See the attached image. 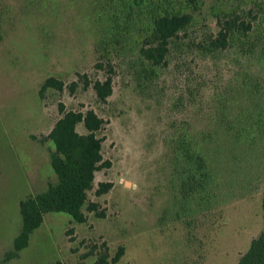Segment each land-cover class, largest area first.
I'll return each instance as SVG.
<instances>
[{"label": "rangeland", "instance_id": "rangeland-1", "mask_svg": "<svg viewBox=\"0 0 264 264\" xmlns=\"http://www.w3.org/2000/svg\"><path fill=\"white\" fill-rule=\"evenodd\" d=\"M165 12L192 22L155 66L141 50ZM229 26V46L205 50ZM263 49L264 0H0V264H238L263 230L264 131L249 125L250 141L229 148L232 137L216 123L252 103L238 85L250 76L263 84ZM108 75L113 93L102 103L93 84ZM51 77L63 91L41 90ZM237 93L228 111L223 98ZM61 107L94 110L105 122L99 137L111 166L88 192L98 210L85 207L82 224L45 215L29 246L7 260L20 202L57 182L48 135ZM187 131H217L207 142L227 151L212 162L213 198L191 214L175 161ZM100 184L111 189L97 195Z\"/></svg>", "mask_w": 264, "mask_h": 264}, {"label": "trees", "instance_id": "trees-1", "mask_svg": "<svg viewBox=\"0 0 264 264\" xmlns=\"http://www.w3.org/2000/svg\"><path fill=\"white\" fill-rule=\"evenodd\" d=\"M191 22L192 17L189 14L165 12L154 16L149 35L144 40L145 47L141 50L143 58L151 62L152 65L162 66L169 53L170 44L178 38L179 33L190 26ZM250 28L248 26L246 30L248 31ZM233 31V26L222 27L217 37L210 39L205 50L214 52L226 49L230 41L234 40ZM262 54H264V49ZM50 88L63 91L64 83L53 77L48 78L41 90L44 92ZM93 89L97 99L106 103L113 93L111 75H108L103 81L94 82ZM238 89L245 97L248 93L251 96L248 100L252 103L245 109H241L236 116L224 111L216 123L222 134L232 137V140L230 138L227 144L229 148L231 145L250 141L248 140L250 137L249 125L252 126L251 131L256 129L259 132L264 131V82L261 84L258 79L253 80L250 76L243 78ZM237 95L239 99L236 101L233 98L228 102L227 98H223V106L228 105V111L235 107L236 102L241 101V94L237 93ZM253 104L254 106L251 107ZM60 112L61 117L48 135V139L54 144L51 166L57 182L50 183L45 191L27 196L20 202L22 226L14 240V250L8 254L7 260L16 258L19 252L29 246L31 235L41 228L45 215L63 213L82 224L87 220L85 207L90 212L98 210V204L88 201V192L94 187L96 172L111 166V163L103 158V140L99 137L105 122L94 110H88L85 113L67 112L64 107H61ZM256 117L259 119L254 122ZM250 122H253V125ZM79 125H83L85 134L78 132ZM216 133L217 131L208 134L187 131V137H181L177 141L175 161L183 169L181 176L185 179L183 184L187 195V197L185 196L187 214L195 212L192 205L201 209L202 203L208 205L209 200L213 198V195H209L215 185L212 162L217 161L220 155L227 152L224 145L219 143L213 147L210 142H207L214 138ZM110 189V184H100L97 195L107 193ZM262 212L263 230L259 237L252 240L238 264H264V196L262 197ZM106 263V259L101 258L99 264Z\"/></svg>", "mask_w": 264, "mask_h": 264}]
</instances>
